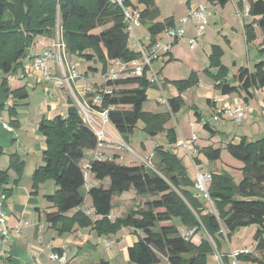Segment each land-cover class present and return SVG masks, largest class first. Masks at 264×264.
Returning <instances> with one entry per match:
<instances>
[{
	"label": "trees",
	"instance_id": "obj_1",
	"mask_svg": "<svg viewBox=\"0 0 264 264\" xmlns=\"http://www.w3.org/2000/svg\"><path fill=\"white\" fill-rule=\"evenodd\" d=\"M208 1L225 7L230 0ZM137 3L135 6L133 0H127L128 5L139 11L141 25L148 29L150 43L147 48L151 49L157 44V37L176 26L175 20L168 18L163 22L158 21L161 12L156 0H137ZM245 3L248 5L246 18L251 19L243 26L246 44L257 40V27L263 39L261 45L264 46V0H239V12L246 11ZM59 34L65 44V53L93 63L89 68L91 73L99 72L96 64L106 75L111 62L128 63L141 57L140 52L130 49L124 13L112 0H0V71L4 73L0 87L11 100L7 106L0 105V114L5 112L6 121L12 128L19 126L18 106L29 98V91L26 86L12 87L9 76L24 71V61L37 37L55 39ZM260 51L264 53V50ZM224 55L219 45L211 47L209 69L216 71L212 73L206 70L205 73L215 82L214 89L224 96L243 93L246 95L245 101L255 91H262L264 97V62L258 63L254 72L247 68H234V75L230 77L231 69L223 64ZM163 57H169V54ZM145 72L141 78L106 81L95 93L89 92L86 97L97 112L108 111L109 123L125 142L131 141L141 122L147 138L154 139L165 134L168 147L158 145L154 148L152 167L123 164L118 161V156H113V159H91L93 180L99 183L109 180L108 188L102 184L93 185L87 192L95 216L99 217L93 220L82 210L86 185L82 162L88 151L97 149L98 138L83 120L74 99L70 98L65 117L42 119L39 124V130L46 140L43 153L45 164L33 173L32 193L37 194L40 186L48 181H53L57 187L55 193L47 197L56 211L46 215V222L60 235L71 233L75 227L91 228L98 236L115 235L124 228L140 232L142 236L138 242L128 248L127 264H161L162 258L169 264H207L209 256H214L216 251L221 253L222 240L230 241L241 229L256 227L254 249L259 257L242 254L237 260L264 264V138L250 141L234 135L229 139L226 149L233 158L244 164L243 180L235 185L233 177L227 172H212L208 195L214 208L209 209L202 199L208 200L192 192L195 180L188 176L183 158L171 148L178 142L176 130L166 127L185 106L182 94L198 86L199 76L192 73L185 80H164L162 87L171 85L179 95L168 99L169 111L150 113L144 111L147 91L157 85L151 82L148 69ZM156 73L160 75L161 71ZM107 86L113 88L110 94L103 92ZM72 91L82 102L78 92ZM98 94H101L102 100L95 106L92 98ZM192 109L197 121L214 135L216 132L209 123L204 122L197 108ZM199 154H204L210 163H215L221 159L222 149L209 146ZM3 155L4 150L0 147V157ZM194 161L197 165L201 164L197 156ZM24 169L25 162L18 154L9 155L8 169L0 170V187L8 185L9 171L15 172L17 183ZM130 191H134L137 198L145 200L143 206L133 208L123 217L112 219L113 199ZM9 193L6 191V196ZM73 210L76 213L68 217L67 214ZM175 218L193 232L192 237L181 234L174 224ZM200 233L204 234V238L197 245L192 239ZM222 260L225 264H231L227 254L222 255ZM92 264L111 263L102 259Z\"/></svg>",
	"mask_w": 264,
	"mask_h": 264
},
{
	"label": "crops",
	"instance_id": "obj_2",
	"mask_svg": "<svg viewBox=\"0 0 264 264\" xmlns=\"http://www.w3.org/2000/svg\"><path fill=\"white\" fill-rule=\"evenodd\" d=\"M231 1V0H230ZM229 1V2H230ZM239 0H234L235 10L238 15L242 13L237 9V3ZM208 0H191V3L187 5L186 13L182 17L171 16L169 18H174L175 24L178 25L180 23L181 18L188 16L192 11H194L198 6L202 5L205 8L208 6ZM135 6H137V0H133ZM211 3V2H210ZM157 4V1H156ZM215 7H219L217 3H212ZM158 6V4H157ZM159 7V6H158ZM245 8L248 10V5L245 3ZM160 9V7H159ZM161 12V10H160ZM245 13V12H244ZM243 13V15H244ZM243 17V16H242ZM168 18H162L160 16L159 22H163ZM223 20V19H222ZM251 21V19L246 18L244 15V19L240 18V23L243 29L244 23ZM223 22V21H222ZM209 26V25H208ZM234 30V27H231ZM186 35L185 38L174 43L171 42L169 38L166 37V34L163 33L159 37H157V46L160 50V55L164 56V54L168 53L169 57H162L158 60V62L154 63V67L157 71H161L159 78L161 81H179L185 80L190 77L192 73H196L199 76V84L195 87L197 90L196 94L200 101L206 102V110L208 111V115L205 112H200L198 110L197 105L194 107L197 108V111L201 113V116L204 122L209 123L211 129L214 132L220 130H229V125L233 124V126L240 125L245 120L249 123L252 128L250 130H259V119L257 117V112H261L264 116V103H263V92L255 91L253 92V97L249 98L248 101H245V96L239 94V98L232 97L235 94L224 96L220 94V92L214 89L215 82L205 73L206 70H209L212 73H215V69H209V56L211 54V47L215 44L216 40H223V42H227L231 47V41L229 40L228 31L224 30V27H221V31L217 32V35H209L205 33L202 39L199 40V44L195 49L190 48L189 39L195 36V26L193 23H188L185 25ZM260 30L256 27L257 40L260 41L259 44H262L263 39ZM137 38L140 43L148 47L150 43V34L148 29L141 25L136 29ZM244 35V31H243ZM165 39V42L162 44L159 41ZM143 40H148L147 43H144ZM256 40V41H257ZM167 44H171L168 52H164L161 48ZM247 45V44H246ZM219 46L224 50V57L226 56V50L222 44L219 43ZM248 46V45H247ZM129 47L131 50L135 52H139V46L137 41L134 38H129ZM264 47V46H263ZM262 47V48H263ZM50 49L54 53H57V49L55 48V39H50L47 37H37L35 39L34 45L31 47L28 53V57L26 60L31 62V59L44 50ZM65 55V63L66 65H72L70 62V58L73 56H69L67 53ZM233 57V56H232ZM170 58L172 59L171 61ZM251 65L248 67H239L238 63L235 61L233 66L235 69L247 68L251 72L255 71V66L258 64L256 61H251ZM264 62V61H261ZM93 65V63H90ZM223 64L230 68L225 62L223 58ZM49 66L52 72L53 78L38 80L31 71V63L28 66L24 65V71H19L15 75H13L15 81L19 84H23L20 86H26L30 84L28 82L29 79L32 78V91L33 94L38 91L42 92V96H37L32 98L29 94V98L20 103L21 107L18 108V120L19 126L13 128V130H7L0 124V147L4 150V155L0 157V170L6 171L8 169V157L11 154H18L22 160L25 162V169L22 178L19 182L16 183L17 175L14 171H9V183L6 186L0 187V197L5 195V192L10 191L9 195L6 196V200L3 204V210L6 214V226L9 229V235L6 239L5 243H2L3 239L0 233V264H54L50 259V255L53 251L56 250H64L69 258V264H73L83 252H85L88 248H94L97 252H99L98 248L101 247L102 254L101 256H107L110 259H120L123 262L128 263V248L132 247L135 243L138 242L139 237L142 236L140 232L136 233L131 228H124L119 231L115 235L110 236H98L95 231L91 228L81 229L75 227L73 231L69 234L60 235L54 228H52L46 222V215L56 211L54 205L47 201V197L53 195L57 190L55 183L53 181H48L42 184L39 188L37 194L32 193V176L36 169L45 164L43 153L46 150V140L44 135L39 130V124L42 119L53 120L56 117L63 116L65 117L67 114V109L69 107L68 100L71 98L70 91L67 86L63 84L62 73L59 66L54 62L50 61ZM92 66H89L91 68ZM231 69V68H230ZM183 70H185V76H183ZM232 70L230 71V73ZM91 73V72H90ZM90 73L84 72L80 73V75L84 76L83 78H79L81 80H76L72 82L71 87L73 86L74 90L78 92L82 99L84 100L86 95L89 92L94 91V85L98 82L96 80L91 79L89 77ZM11 77L9 76V83L11 85ZM4 77H2L3 79ZM22 82V83H21ZM1 84V83H0ZM236 85V84H235ZM12 86V85H11ZM17 86V87H20ZM42 86V87H40ZM13 87V86H12ZM158 87V86H157ZM156 88V87H155ZM151 89V88H150ZM165 91H169L171 94L170 98L178 96V91L176 88L167 85ZM148 96V95H147ZM219 98V103L215 104L212 99L214 97ZM149 98V96H148ZM168 98V99H170ZM235 98V99H233ZM161 98L156 99L154 103L151 104V111H147L144 105V111L150 113H165L169 111V107L163 110L165 104L160 102ZM256 100L257 106L254 108L251 105V101ZM33 101V102H32ZM148 102V99H147ZM146 102V103H147ZM11 100L8 98L6 94L2 91L0 87V105H9ZM145 103V104H146ZM226 104H234V106L239 104H246L251 108V114L248 116L243 122L240 124H235L232 121V117L230 115H219V120H215V117L218 115V108L220 106H224ZM192 109V108H191ZM184 125H189L190 128L196 129V126H199L201 130H205L202 123L197 121V117L191 112L187 113L184 117ZM187 125V126H188ZM168 126V125H167ZM166 126V127H167ZM182 126V125H180ZM188 126V127H189ZM144 126H142L143 128ZM176 130V129H175ZM181 131V136H179L177 130L178 141L180 138H184L189 140L193 137L194 133L191 137L184 136V132L182 134L183 128H179ZM110 135L122 137L117 133L115 128L111 125L110 130H108ZM248 133V134H247ZM241 135L242 137H246L249 139L251 135V131H247ZM197 135V134H196ZM154 139H149L146 137L140 145H137L139 152L142 154H146L150 156L153 154V150L158 144ZM230 135L226 137V141L224 146H226L229 141ZM209 140V139H208ZM214 140V139H212ZM211 140V141H212ZM214 142V141H213ZM222 142H217L214 144H218ZM209 146L210 143H208ZM177 145V144H176ZM176 145H174L173 150L180 157L179 152H184L183 149H176ZM197 149L199 148V152L203 148H207L209 146H199L198 139L196 141ZM166 147H168L166 145ZM215 148V146H212ZM101 153H113V150H110V146L107 144L103 149L100 150ZM134 151V150H133ZM198 152V160L201 162L197 167L199 168L203 161L201 159V155ZM93 156V151H90ZM134 153L140 157L135 151ZM117 156L118 154H114ZM134 156V155H133ZM187 156V154H185ZM94 157V156H93ZM119 157V156H118ZM196 157V156H195ZM93 159V158H92ZM120 157L118 158V161ZM192 160V159H191ZM121 161V160H120ZM193 162V160H192ZM195 168V166H194ZM196 170V169H195ZM206 172V171H205ZM210 173V171H208ZM109 181V180H108ZM93 185H103L105 188H108L107 180L102 183H99L96 180H92ZM108 185V186H107ZM124 193L121 197H115L113 201H117L118 210L112 211V219H116L118 217H123L127 215L134 207L130 206L131 202L128 200L133 198H137L135 193L132 191ZM87 198V199H86ZM89 198V200H88ZM125 199V200H124ZM89 201V203H88ZM145 201V200H144ZM113 204V203H112ZM116 206V205H115ZM114 207V204H113ZM82 210L90 216L93 220L99 219V217L95 216V211L92 206V200L88 195L85 197V202L82 207ZM76 213V210L70 211L67 216L72 217ZM183 236L189 234L192 237V231L184 229L180 230ZM1 232V226H0ZM187 237V236H186ZM194 238H199L195 240ZM204 238V234L200 233L193 236V242L199 245ZM227 241V240H226ZM197 242V243H196ZM228 242V241H227ZM226 246L225 242L222 240L220 252L222 255H230L233 252H238L239 250L248 249V247H243L236 243L232 244V242L228 243ZM256 245V244H255ZM255 248V247H254ZM250 249V248H249ZM107 261V259H105ZM161 259V264H162ZM219 264L217 260V254L214 256H209L207 260V264ZM241 264H251V263H243Z\"/></svg>",
	"mask_w": 264,
	"mask_h": 264
},
{
	"label": "rangeland",
	"instance_id": "obj_3",
	"mask_svg": "<svg viewBox=\"0 0 264 264\" xmlns=\"http://www.w3.org/2000/svg\"><path fill=\"white\" fill-rule=\"evenodd\" d=\"M156 1H157L158 6L160 7L162 18H169L173 15L176 17H182L186 13L187 5H189L191 3V0H156ZM207 3H209L208 6L206 7L208 15H209V26H207L206 33L209 35L215 36V35H217L218 31H221V27H224V30L228 31V35H229L228 38L231 41V47H232L231 49H230L229 44L227 42H223L221 37L219 38L220 39L219 41L216 40V42H214V43L218 44V45H219V43L222 44L226 50V56L224 57V62L232 70L230 77H233L234 72H235L234 66H233L235 61L238 63L239 67L241 65H242V67H248L249 65L252 64V62H250V60L253 61V63H254V61H256L257 63L264 61V53H262L260 51V50H264V49L262 48L263 45L259 44L260 41L257 40L255 42H253L252 44H249L248 46L246 45L245 37L243 35V29H242V26L240 23V18L244 19V15H243V13L241 15H238L236 13L234 0H231L225 7H221V6L215 7L209 1ZM183 18H185V17H183ZM232 26L234 27V30L231 29ZM144 27H146V26H144ZM99 31L100 30H98L97 32H99ZM58 37H60V34L56 35L55 41ZM147 41L148 40H143L144 43H147ZM159 42L163 44L165 42L164 37ZM159 57H160L159 59H161L163 56L160 55ZM70 62L77 67L78 72L81 74L84 72L90 73L91 71H89V66H93L89 62L85 61L84 59H81L79 57H74V56L72 58H70ZM156 62H158V61H156ZM29 64H30L29 60L24 61L25 66H28ZM96 67H98L100 69L99 72L98 73L92 72L89 75V77L91 79H94V80H96V82H98L96 85L93 86V88L95 90L92 91V93H95L96 90L99 89V86L102 83H105L106 81H108L107 76L103 75L101 72V66L99 64H96ZM154 70L157 71L155 67H154ZM31 72L38 80L39 79L43 80V74L42 73H38L35 71H31ZM185 73H186L185 70H183V76L186 75ZM158 76H160V75H158ZM2 77H4V73H2L0 71V83L2 82ZM83 77H84L83 75L80 76V78H83ZM128 78H131V77H128ZM79 80H81V79H79ZM18 82H20V81L16 82L14 77L13 76L11 77V85L14 88H16L17 86L23 85V84H19ZM28 82L30 83L28 85V91H29L30 96H32V98H33V96L34 97L42 96L41 91H38L36 94L35 93L33 94L32 87H31L32 78L29 79ZM162 82L163 81L160 82V86H158L156 88H151L147 91V95L149 96L148 102L145 104V109L147 111L152 110L151 104L154 103L156 101V99L163 97L166 99V101H168V98L171 97L172 93H170L169 91H165V89H163ZM232 83H234V82H232ZM233 85H235V84H233ZM40 87H42V86H40ZM110 87H112V86H110ZM132 87H135V86H129L128 88H132ZM71 88H72V90L74 89L73 86ZM68 90L70 91L71 98L74 99L75 104L78 106V103L75 99V95H73L70 88H68ZM176 91H178V90L176 89ZM196 92H197V90L195 89V87H193V88H190L189 90H187L186 92H184L182 94V98L184 99L185 106L183 107L181 112L169 122L167 128L176 129L179 136H181V131L179 130V128L182 127L183 128L182 134L184 132L185 137H186V135H187V137H191V135L193 133L197 134L199 146H201V147L204 145L209 146L208 143H210V145L215 146V148H221L222 149L221 159L215 163H210L204 154H200L201 159L203 161V164L198 169L203 171V172L210 171V173L214 172L216 174H220V173H222V171H225L233 177L235 185H239L241 183V181L243 180L242 168L244 167V164L241 161H239V160H237L231 156L229 151L226 149V146H224L225 143H223V142L226 141L227 135H228V137L230 135L229 139H231V137H233L234 135L241 136L244 133H247V131H251V135L249 136L250 141H256V140L264 138V116L260 111L257 112L258 113L257 117L259 119V127H258L259 130H257V131L256 130H250V128H252V126H250L249 123L245 120L246 118L244 119L245 121L243 120L244 122L241 123L240 125H237V127L233 126V124H230L229 130H220V131H217L214 135L207 130H201V129L198 130V128H200L199 126H196V129H193L192 127L190 128V126L188 124L187 125L189 127L187 125H184V123H185L184 117L187 115V113H189L191 111L194 114V110L191 108H193L195 105H197L198 110L200 112H205L208 115V111L206 110V102L200 101L198 99ZM242 95H244L246 97L245 94L242 93ZM253 96L254 95H252L251 97H253ZM232 97L239 98V94H235ZM235 98H233V99H235ZM81 99H82V97H81ZM83 101L88 103V107L81 108L78 106V108L80 110V114L83 117V120L85 121V123L88 126H90L91 128H92V126L96 127V124H100V126H104L103 118L100 116L101 113L97 112L94 109L92 104L89 102L90 99L85 97L84 100L82 99V102ZM251 105L254 108H256V106H257L256 100L251 101ZM95 106H97V105H95ZM20 107H21V105L18 106V108H20ZM165 108H166V105H164L163 110ZM3 115L5 116L4 118L6 120L5 112H3ZM180 125H182V126H180ZM142 126H143V124L140 122L137 129L134 132V135L131 138V141L129 143L125 142L123 140V138L120 139L121 143H124L125 145L129 146L131 148V150H134L140 157L133 156V154H131L124 147H121V150H120L119 148H117L119 146V144L117 142L107 144L108 146H110V150L114 151V154H118L117 156H119L120 160H121V161L119 160V162H121L123 164H129V165L145 164V165L150 166V167L153 166L154 157H152V155L147 156L146 154H142L139 152L138 148L136 149L137 145H140V143L143 142L144 139H146V135L142 131ZM104 127H106L107 130H110L111 125L107 124ZM212 139H214V140H212ZM155 142L159 146L160 145H164V146L168 145L165 134L159 135L158 138L155 140ZM217 142H222V143L214 144ZM197 150L199 152V148ZM184 152H185V150H184ZM114 154L113 153H110V154L104 153V156H106L107 159H113V156H115ZM179 154H180V157L183 158V164L187 168L188 176L193 181L196 180V172L197 171L194 168V165L192 163L190 156H188V155L185 156V154H187V153L185 152V154H184L181 151L179 152ZM93 156H94V154H93ZM93 156L91 155L90 151H88L86 153V159L82 162V165L86 164L87 162H90L91 159L94 158ZM195 156H198V155H195ZM107 184L109 185L108 180H107ZM191 190L195 195H198L200 198L202 197L199 190H197L195 187H193ZM133 192L134 191H132V193ZM83 194L85 197L88 196L86 189L83 190ZM127 194H129V193L127 192ZM88 200H89V198H88ZM128 201L131 202L130 206L132 205V207H134V208L142 207L144 202H145L144 199H139V198H137V199L131 198ZM202 201L204 203L206 202V205L209 207V209L214 208L210 201H204V199H202ZM88 203H89V201H88ZM119 203L115 200L113 201L115 211H119L118 210V204ZM174 224L178 227V229H180V230L184 229V226H182V224L178 218L174 219ZM255 232H256V227L243 228L240 231H238L236 234H234L232 236V238L230 239V241L227 242L225 239L223 241L225 242L226 246L229 245L228 244L229 242L230 243L232 242V244L236 243V244L241 245L243 247L244 246L248 247V249L250 248L251 250H254V252H255V249H254L255 244H256L254 241ZM186 236L191 237L189 234H186ZM194 239L198 240L199 238H194ZM98 250H99V252H97L94 248L86 249L85 252H83L82 255L73 264H92V263H97L102 259L103 260L107 259V261H109L111 264H127V262L124 263L123 260H120V259L114 260V259L108 258L106 255L101 256V255H103L101 253L103 249L101 247H99ZM216 253H219V252L216 251ZM256 253L258 255L257 257H259V253L258 252H256ZM219 254L221 255V253H219ZM162 264H169V263L167 262L166 259L163 258ZM210 264H212V261H210ZM239 264H241V263L239 262Z\"/></svg>",
	"mask_w": 264,
	"mask_h": 264
},
{
	"label": "built area",
	"instance_id": "obj_4",
	"mask_svg": "<svg viewBox=\"0 0 264 264\" xmlns=\"http://www.w3.org/2000/svg\"><path fill=\"white\" fill-rule=\"evenodd\" d=\"M114 4L119 6L125 17V22L127 23V31L129 33V38H134L137 41L139 46V52L141 54L140 59L134 60L132 62H123V61H113L109 64L108 71H107V78L108 81H116L120 79H125L128 77H138L141 78L145 75L146 69H148V74L151 77V82L155 83L157 86H160L161 79L159 78L158 74L154 70V63L159 60L160 50L157 44L148 49L147 47L143 46L137 38L136 29L141 26V19L139 11L132 5L127 4V0H112ZM245 16L248 15V10L244 13ZM188 23H193L195 26V36L189 39V44L191 49H195L198 44L199 40L205 35L207 26L209 25V15L207 9L200 5L194 11H192L188 16L182 18L180 23L173 28H168L165 31L166 37L171 40L172 43L182 40L185 38L186 31L185 25ZM171 44H167L161 48L162 51L168 52L170 49ZM55 48L57 49V53H54L50 49L44 50L39 55L33 57L31 59V69L35 72L42 73L43 78L51 79L53 78L52 72L49 66L50 61H54L60 68L62 73V82L72 91L71 84L80 78V73L77 70L75 65H66L65 63V44L61 41L60 37H58L55 41ZM264 49V47H263ZM112 87L107 86L103 89L105 94H110L112 92ZM73 93V91H72ZM74 95V93H73ZM78 106L81 108L88 107L87 102H81L75 97ZM101 94H98L92 98L93 105H99L101 103ZM215 104L219 103V98L216 96L212 99ZM160 102L168 106V101L165 98H161ZM169 107V106H168ZM217 116L215 120H219V115H230L232 117V121L235 124H240L243 122L245 118L250 116L251 108L246 104H239L234 106V104H226L224 106H220L218 108ZM103 118L104 126L107 124L111 125L108 120V111H104L100 114ZM0 124L7 130H13V128L9 125V123L5 120L4 116L0 114ZM100 126V124H96V127L92 126V129L95 131V134L98 138V147L96 150L93 151L94 159H107L104 156V153H101V149L104 148L106 144L117 142L119 148L121 147L126 148L131 154L137 156L133 150L124 143L120 142L119 137H115L110 135L106 127ZM91 128V127H90ZM107 135V136H106ZM197 135L194 134L193 137L189 140L181 138L176 145V149H183L187 153L188 156L193 160V165L196 169V180H195V187L199 190L200 194L208 201H210L208 195V186L212 182V175L209 172H203L198 169V165L195 163V155H198V150L196 146ZM138 157V156H137ZM153 157V154H152ZM84 176H85V189L87 192L93 187L91 183L94 179V175L90 171V162H87L83 166ZM6 200V196L2 195L0 197V226H1V236H2V243L6 242V239L9 235V229L6 226V214L3 210V204ZM211 202V201H210ZM217 254V260L219 264H225L222 260V255L219 253ZM242 254H251L257 257L256 251L251 249H243L239 252H233L230 255L231 264H239L237 258L239 255ZM50 259L54 264H69V258L67 253L64 250L61 252L53 251L50 255Z\"/></svg>",
	"mask_w": 264,
	"mask_h": 264
}]
</instances>
